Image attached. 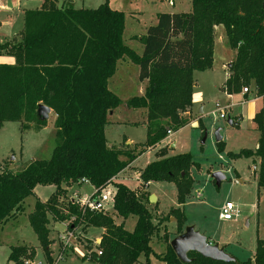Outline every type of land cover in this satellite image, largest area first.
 Segmentation results:
<instances>
[{
    "label": "trees",
    "instance_id": "trees-1",
    "mask_svg": "<svg viewBox=\"0 0 264 264\" xmlns=\"http://www.w3.org/2000/svg\"><path fill=\"white\" fill-rule=\"evenodd\" d=\"M263 4L264 0H192L190 12H159L156 23L140 39L141 54L125 43V14L108 1L85 8L44 0L40 8L25 9L18 36L0 42V54L14 58L12 63L0 62V127L7 121L21 122L23 131L44 127L47 120H41L37 110L45 104L55 114L57 143L48 159L33 160L18 172L0 160V227L24 210V200L38 184H53L56 191L47 201L37 200L29 214L49 263L53 262L51 220L75 217L74 226L80 224L84 231L90 226L105 229L97 250L87 239L91 249L83 258L97 264H137L142 256L144 264H151L152 254L165 264H264V240H258L254 259L228 263L195 251L188 253L192 262H182L167 231L165 251L153 249L151 242L160 233L163 219L155 223L146 189L152 181L176 184L179 206L168 216L177 220L176 235L182 233L186 223L182 206L193 189L190 171L200 165L190 152L168 155L162 147L140 171L141 191L114 181L136 158L164 140L168 130L177 131L191 122L194 72L213 67L216 26L224 27L235 52L224 90L242 94L249 87L251 93L264 97ZM126 58L139 65V79L148 80L144 93L126 102L128 108L146 110L148 133L144 143L131 147L124 141L116 147L109 145L106 127L110 113L123 100L109 88V79ZM250 92L243 97L249 99ZM253 121L260 132L258 148L230 152L229 157H259L257 181L264 187V103ZM217 147L223 152L225 142L218 141ZM85 179L98 192L116 187L113 212L84 209L75 199H66L68 188ZM115 215L124 220L136 216L134 229L117 223ZM36 253L34 246H13L6 264H26Z\"/></svg>",
    "mask_w": 264,
    "mask_h": 264
},
{
    "label": "rangeland",
    "instance_id": "rangeland-1",
    "mask_svg": "<svg viewBox=\"0 0 264 264\" xmlns=\"http://www.w3.org/2000/svg\"><path fill=\"white\" fill-rule=\"evenodd\" d=\"M106 1L111 8L124 12L123 39L138 53L142 52L143 42L140 39L129 40L128 36L131 32L136 30L138 34L141 32L145 34L146 28L156 23L157 12H190L192 10V0H175L174 3L168 0H74L73 5L96 8ZM0 4H7L14 8L9 14L8 11H0V21L3 25L0 30L7 31V23H10L7 21L11 19L10 26L20 31L24 26V9L37 8L42 5V0H22L21 2L20 0H0ZM139 10L141 14H139ZM225 43L227 42H222L223 54H220L221 44L220 46L218 44L216 50V61L221 65L222 61H218V57L225 58L224 62H226V56H229V54L226 55L225 49H228L230 56L234 57L235 54L229 44ZM118 67L116 74L109 79V88L123 100V103L115 109L113 115H109L106 137L110 146L119 147L124 144V141L127 143L131 140L135 143L126 145L133 147L147 140L148 127L143 124V121L135 122L144 118L145 113L142 112V109L128 108L126 102L129 98L140 95L142 85L148 82L140 81L139 65L136 63L129 61L126 64L121 61ZM227 71L228 69L224 68L215 72L210 70L198 72L196 76L198 86L194 87V92L200 90L204 92V97H202L206 105L204 113L192 117L189 124L174 131L173 135L168 136L162 143L150 147L134 162L132 168L129 167L122 173V177L118 178L116 183L122 182L131 189L141 191L143 189L137 173L148 162L156 159L159 148L165 147L168 155L190 152L200 165L194 166L190 171V177L193 178V189L182 206L186 217L182 232L186 226L194 225L195 229L207 236L209 240L224 247L227 253L239 261H246L254 259L258 240H264V187L258 186L255 172V169L259 170L260 158L233 159L229 157V153L238 152L243 148L257 149L260 132L251 126V122L253 113L263 102L259 98L237 103L217 88V84H221L225 79ZM251 95L254 96L253 93ZM218 106L224 109L226 118L219 116ZM229 117L237 119L239 124L230 125ZM123 121H127V123ZM218 128H220V134L225 142L223 152H219L217 147L216 131ZM173 141L176 142L175 146L171 145ZM56 143L54 112H51L47 124L38 130L31 126L23 131L21 122L7 121L0 127V160L5 165L9 164V168L14 172H18L33 160L48 159ZM216 171H222L226 175V179L220 186H217L212 178V174ZM129 176L130 178L124 179ZM238 179L240 181H237ZM55 191L56 186L53 184H38L33 194L24 200V210L16 218L0 227V264H6L11 248L21 244L34 246L37 249L36 258L28 259L26 264L48 263L37 234L30 224L29 214L34 210L37 200L47 201ZM92 191L93 188L88 183L75 184L71 190L68 189L66 199H77L89 195ZM198 191L202 193L201 197L197 196ZM148 193L157 198L156 203L149 202L155 214V223H159L163 219L160 226L161 231L158 236L152 239L151 245L156 253H162L166 249L165 231L169 233V238L178 233L176 218L168 216L172 208L179 206L178 189L174 182L152 181ZM228 201L234 203L239 212L231 220H222L220 218L221 207ZM108 207L113 212L114 209L111 205ZM115 220L119 224L124 222L125 228L132 231L136 225L137 217L130 216L124 220L115 215ZM73 222L72 218L65 221L51 220L50 238L53 240L51 244L53 261L61 255V260L57 264H97L83 257L90 252L91 248L97 250L96 239L103 232L100 227L90 226L87 231H84L82 225L74 226L76 228V244H73L71 249L62 251L58 236L65 232L68 226L74 224ZM87 239H90V242ZM87 242L91 248L86 246ZM150 260L151 264H165L154 254L150 256ZM144 262L145 257L142 256L137 264H144Z\"/></svg>",
    "mask_w": 264,
    "mask_h": 264
},
{
    "label": "crops",
    "instance_id": "crops-1",
    "mask_svg": "<svg viewBox=\"0 0 264 264\" xmlns=\"http://www.w3.org/2000/svg\"><path fill=\"white\" fill-rule=\"evenodd\" d=\"M22 0H20V2H21ZM26 1H28V0H26ZM168 1H170V2H175V0H168ZM43 2H44V0H42V4H43ZM73 2H74V0H63V1H60V0H58V3H59V5L60 4H68V3H72L73 4ZM42 5H40V6H38L37 8H40ZM25 9H33V8H25ZM24 9V10H25ZM14 10V8L13 7H11V6H9V5H5V4H0V11L1 12H5V11H8L7 13L9 14V13H11L12 11ZM21 10V9H20ZM19 10V11H20ZM139 12V14H141V11L139 10L138 11ZM164 12H166V11H164ZM171 12H176V11H171ZM184 12V11H183ZM159 12H157L156 13V19H157V14H158ZM7 22H12V20L11 19H9ZM10 23H7V25H8V27H7V31L5 30V31H1L0 30V38H2V39H0V42H4V41H6V40H11V39H14V38H16L17 36H18V34L20 33V31H17V28H12V26H10ZM1 27H3V25H2V21H0V28ZM149 27V26H148ZM146 30H147V28H146ZM215 31H216V38H215V55H214V63H213V67L212 68H210V69H208V70H210V71H212V72H215V71H218V70H220V69H228V71H227V74H226V77H225V79L222 81V83L221 84H217V88H219L221 91H223L225 94H227V96L229 97V98H232L235 102H237V103H244L245 101H249V100H258V99H254L253 98V96L252 95H250V98L249 99H246V98H244L243 97V93L242 94H230V93H228L227 91H225L224 90V88H223V86H224V83H225V81H226V79L228 78V76H229V65H230V63H231V61H232V59H233V56H230V52L228 51V49H225V51H226V55H228L229 54V56H226L227 57V61L226 62H224L225 60V58H222L221 56H219L218 57V61H222V65L220 64V63H217V61H216V50H217V46H218V44H219V46H220V44H221V49H220V54H223V44H222V42H227L228 43V41H227V37H226V34H225V30L223 29V27L221 26V25H219V26H216V28H215ZM144 35V33H136V30H134L133 32H131V34H129V36H128V39L129 40H135V39H141V37ZM123 36H124V34H123ZM3 40V41H2ZM227 43H225V44H227ZM143 48H144V45H143ZM143 48H142V52H143ZM225 48H227L226 46H225ZM142 52H140L139 54H141ZM121 61H123V63H126L127 64V62H129L130 60L129 59H122V60H120L119 62H121ZM0 62H6V63H12V62H14V58L12 57V56H9V55H0ZM131 62V61H130ZM118 66H119V63H118ZM117 66V70H118V67ZM227 67V68H226ZM220 68V69H219ZM117 70H116V72H117ZM140 70V69H139ZM198 72L199 71H195L194 72V78H195V83H194V87H196V85L198 86V84H197V82H196V80H197V78H196V76H197V74H198ZM116 74V73H115ZM114 74V75H115ZM113 75V76H114ZM112 76V77H113ZM111 77V78H112ZM141 81V80H140ZM142 83H144V82H148V80H144V81H141ZM146 85L147 84H143L142 85V93L140 94V95H142L143 93H144V90H145V87H146ZM136 96V95H135ZM202 97H204V92L202 91V90H200V91H197V92H194V95H193V106H192V111H191V119H192V117H194V116H198V115H202L203 113H204V111H205V107H206V105H205V102L203 101V99H202ZM259 108V107H258ZM258 108H256V110H255V112L253 113V116H252V122H251V126L253 127V128H255V124H254V121H253V118H254V116H255V114H256V112H257V110H258ZM117 109V108H116ZM139 110V109H138ZM141 110V109H140ZM52 112H53V110H52ZM142 112H144L145 113V115L143 116L144 118L142 119V120H138V121H135V122H141V121H143V124H145L146 126H147V123H146V121H147V117H146V110L145 109H142ZM115 113V110L113 111V112H111L110 113V115H113ZM233 119V118H232ZM234 121H232V124L231 125H238L239 123V121L236 119H233ZM192 121V120H191ZM123 122H125V123H127V121H123ZM134 122V123H135ZM128 123H131L130 121H128ZM181 129V128H180ZM255 130H257L256 128H255ZM178 131V130H177ZM221 131V130H220ZM173 133H174V131L172 130V134L171 135H167V137L169 136H172L173 135ZM167 137L164 139V140H162L160 143H162L163 141H165L166 139H167ZM222 140H223V137H222ZM217 142V141H216ZM126 143V142H125ZM132 143H135V142H133V141H128L126 144H132ZM171 145L172 146H175L176 145V142H172L171 143ZM258 146H259V141H258V145H257V147L256 148H258ZM155 147V146H154ZM162 148V147H161ZM161 148H159V149H161ZM250 149V148H249ZM147 152V151H146ZM145 153V152H144ZM143 153V154H144ZM142 155V154H141ZM140 155V156H141ZM156 155H157V153H156ZM139 156V157H140ZM138 157V158H139ZM138 158H136L126 169H124L121 173H119L115 178H114V181L115 182H117L119 179L118 178H120V177H122L121 175H122V173L124 172V171H127V169L129 168V167H133L134 166V162L136 161V160H138ZM249 159H251V160H253L252 158H249ZM151 162V161H150ZM149 163V162H148ZM147 163V164H148ZM146 164V165H147ZM11 167V166H10ZM256 167V166H255ZM142 170V169H141ZM140 170V171H141ZM140 171L137 173L138 174V179L140 180ZM255 172H257V170L255 169ZM256 176H257V173H256ZM127 178H130V176L129 177H124V179H127ZM141 181V180H140ZM237 181H240L239 179L237 180ZM86 183H88V184H90L91 186H92V188H93V191H94V189H95V186L91 183V182H83L82 184H80V185H83V184H86ZM150 184H151V182L149 183V186H150ZM149 186H148V188H149ZM148 188L146 189V191H148ZM69 190H71L72 189V186L70 187V188H68ZM92 191V192H93ZM91 192V193H92ZM90 193V194H91ZM223 220V219H222ZM64 224H65V222H63ZM88 229V228H87ZM87 229H86V231H87ZM103 229V228H102ZM104 232H105V229H103V232H102V235L99 237V238H97L96 239V242L99 244L100 242H101V239H102V236H103V234H104ZM175 237V236H174ZM173 236L171 237L172 239L174 238ZM171 239V240H172ZM209 239V238H208ZM89 241H90V239H88ZM211 243H214L213 241H211V240H209ZM78 247V246H77ZM53 253V252H52ZM255 254V253H254Z\"/></svg>",
    "mask_w": 264,
    "mask_h": 264
},
{
    "label": "water",
    "instance_id": "water-1",
    "mask_svg": "<svg viewBox=\"0 0 264 264\" xmlns=\"http://www.w3.org/2000/svg\"><path fill=\"white\" fill-rule=\"evenodd\" d=\"M51 112L52 109L45 104H40L37 110L41 120H47ZM228 123L232 124L231 117L228 118ZM205 138L206 136L203 142ZM220 140H222V135L220 134V128H218L216 131V141ZM212 178L215 180L217 186H220L222 181L226 179V175L222 171H216L212 174ZM149 200L151 203H156L157 198L151 194ZM170 244L177 257L184 263L192 262V259L188 256V253L191 251H195L206 258L226 263L236 260L234 256L225 251L224 247H221L218 243H211L207 236L195 229L194 225L186 226L182 233L176 235L170 241Z\"/></svg>",
    "mask_w": 264,
    "mask_h": 264
},
{
    "label": "built area",
    "instance_id": "built-area-1",
    "mask_svg": "<svg viewBox=\"0 0 264 264\" xmlns=\"http://www.w3.org/2000/svg\"><path fill=\"white\" fill-rule=\"evenodd\" d=\"M248 92H250L249 87H244L243 93H248ZM253 98L254 99L261 98L262 102L264 103V97L263 96L254 95ZM223 111H224V109L221 108V106H218L217 112H219V116L221 118H226L227 115ZM213 113L215 114L216 111ZM216 117H217V114H216ZM171 134H172V131L168 130L167 135H171ZM84 182H89V181L85 179ZM115 196H116V187L112 186V187H110L104 191H101V192H98L97 189H94V191L91 194L85 195L83 197H79L75 200L79 203L80 207H82L84 209H90V210H94V211H102V212H109L110 213L111 211H110V208L108 206L111 205V207L114 208ZM197 196L201 197L202 193H200V191H198ZM238 212H239V210L236 207V205L234 203L228 201V202L224 203L223 206L221 207L220 218L223 220H231V219H233V217L236 214H238ZM72 219L75 220V217H72ZM75 230H76V228L74 227V224H71V227L68 226V228L66 229L65 232H62L61 234H59L58 240L60 242L62 251L67 250V249H71L73 244H76L77 237L75 234L76 233ZM99 254H102V251H99ZM61 257L62 256L59 255L58 257H56L54 259V261L52 263L48 262L45 264H57V262L59 260H61ZM36 264H44V262H39Z\"/></svg>",
    "mask_w": 264,
    "mask_h": 264
}]
</instances>
